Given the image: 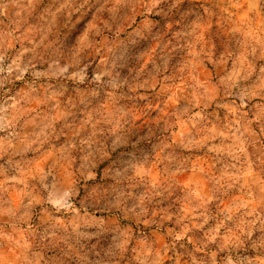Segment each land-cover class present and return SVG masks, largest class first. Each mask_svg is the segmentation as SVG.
I'll return each instance as SVG.
<instances>
[{
	"label": "clouds",
	"instance_id": "9594fccd",
	"mask_svg": "<svg viewBox=\"0 0 264 264\" xmlns=\"http://www.w3.org/2000/svg\"><path fill=\"white\" fill-rule=\"evenodd\" d=\"M0 264H264V0H0Z\"/></svg>",
	"mask_w": 264,
	"mask_h": 264
}]
</instances>
